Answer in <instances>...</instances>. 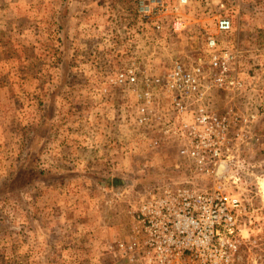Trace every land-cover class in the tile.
<instances>
[{
	"label": "rangeland",
	"instance_id": "rangeland-1",
	"mask_svg": "<svg viewBox=\"0 0 264 264\" xmlns=\"http://www.w3.org/2000/svg\"><path fill=\"white\" fill-rule=\"evenodd\" d=\"M80 1L0 0V264H133L113 247L115 241L131 238V228L121 236H90L94 242L90 246L81 219L88 217V212L111 213L115 205L122 208V213L116 214L129 227L130 201L144 190V185L172 175L165 167L167 159L162 158L165 151L135 156L134 163L143 160L153 167L148 171L121 170L118 177L128 179L131 175L136 184L119 187L122 200L112 207L101 205L88 211L82 197L87 189L75 182L67 185L66 177L61 176L67 158L58 150L60 139L65 141L68 132V136L77 133L76 140L80 141L85 126L86 133L93 137L108 128L124 132V125L118 122L129 117L134 107L120 112L122 93L118 90L111 93L110 102L101 99L103 77L99 71L109 69V65H123L133 54L147 57L151 72L158 74L175 58L207 51L208 36L214 37L217 50L238 53L247 84L234 99L226 92L215 91L214 108L223 110L234 101L238 112L252 117L248 131L258 137L237 141L231 161L218 173L223 189L241 198L234 264H264V0H243L247 5L239 11L227 0H201L205 7L201 26L187 21L182 5L176 16L183 26L176 31L169 29L171 17L160 20L163 28L159 31L141 22L134 11V0H123L131 7L125 19L117 12L121 9L119 0H92L94 10L86 12L82 6L86 2ZM89 14L94 20H89L92 26L87 30L81 23ZM221 16L232 20L228 31L218 32L216 23ZM256 21L261 26H256ZM233 36L239 41L242 36L247 38L248 45L229 44ZM84 39L91 40L89 46ZM70 40L73 42L69 44ZM55 97L57 116L50 125V104ZM96 106L108 109L110 114H101L111 125L102 127L92 121L100 117ZM41 117L47 121L39 127L36 122ZM71 118L74 126L66 123ZM50 129L60 134L54 145L58 155L52 150L53 141L36 140L37 133L41 136ZM40 146L45 149L43 153L37 151ZM165 155L168 158L172 154ZM59 167L64 170L59 172ZM76 176L81 179V173ZM204 186L210 188L212 181L206 180ZM113 187L110 183L109 188ZM104 188L92 187L90 191L98 196L105 194Z\"/></svg>",
	"mask_w": 264,
	"mask_h": 264
},
{
	"label": "built area",
	"instance_id": "built-area-1",
	"mask_svg": "<svg viewBox=\"0 0 264 264\" xmlns=\"http://www.w3.org/2000/svg\"><path fill=\"white\" fill-rule=\"evenodd\" d=\"M186 2L134 0V11L155 31L163 28L162 18L171 17L169 29L176 31L183 26L176 13ZM216 26L228 31L231 20L221 16ZM205 42L207 51L175 58L158 74L147 57L133 54L127 63L99 71L101 99L110 102L118 90L120 112L134 107L118 122L126 137L133 133V142L145 143L150 154L165 144L173 155L166 167L172 175L144 185L130 201L131 238L114 243L115 252L133 264H234L237 256L241 198L223 189L218 173L231 161L237 141L258 137L248 131L252 117L238 112L234 101L214 108L215 91L234 99L247 84L238 53L217 50L213 36ZM123 148L131 154L135 149ZM151 167L143 160L137 164L140 171ZM206 180L212 181L208 189Z\"/></svg>",
	"mask_w": 264,
	"mask_h": 264
},
{
	"label": "crops",
	"instance_id": "crops-1",
	"mask_svg": "<svg viewBox=\"0 0 264 264\" xmlns=\"http://www.w3.org/2000/svg\"><path fill=\"white\" fill-rule=\"evenodd\" d=\"M91 1L92 0H88V1L81 0L79 2V4L86 2L82 5L83 11L85 10L90 11V9L94 10L95 7L93 3H91ZM168 1H170L171 3L176 2V0H168ZM210 1L213 3H216V0H210ZM119 3L121 5L120 6L121 9L119 8L120 10H118L117 8L118 10L117 12L123 17V19H125L124 14H127L130 11V8H131L129 6L130 4L125 3L123 0H119ZM201 3H203L201 2V0H188L186 5L182 6L183 9L185 8L184 16L188 19L187 21L192 22L191 24L195 23V25L197 26L198 25L201 26L203 24L201 17H202V14L204 13L203 11L205 7H203L204 5ZM226 3L229 6L233 7V9H236L237 11L243 10V6L247 5L246 3H244L243 0H227ZM213 7H215V5H213ZM92 15L93 14H89V16H87V18L81 23V25L84 26L87 30H90L89 28L90 24L92 26V23L89 22V20H92V21L94 20L93 19L94 17ZM128 22L129 21L127 20L126 23ZM255 24L256 26H261V23H259V21H256ZM252 26L254 27L255 25H252ZM262 28H264V26ZM94 30L95 29H92V31ZM255 31L257 30L255 29ZM72 40H76V39H72ZM72 40H70L69 44L73 42ZM83 41H85V46L86 45L89 46V43L91 40L84 39ZM234 43L247 46L248 39L243 38L242 36L239 41L238 37L233 36V40H231L229 44H234ZM51 101L53 103L50 104V107L52 106L53 109L51 108L52 114H51V118L49 119L50 125H52V123L54 122L57 116L56 109H57V103H58V101H56V97L54 100H51ZM96 108H97V111L100 110L99 111L100 117L99 118L93 117V120H92V117H88V118L94 121L95 123L98 122L100 126L102 125L104 126L105 123L106 124L108 123L109 125H111V123L107 122L108 121L106 119L107 116L103 117V114H101V111L107 114L108 109L107 108H106L107 110L102 109L101 106L100 107L96 106ZM44 111L45 110L40 111V115L43 114ZM86 119H83V124L85 123ZM46 121L47 120L41 117L40 120L36 123L39 125V127H41L42 126L41 124L46 125ZM73 121L74 119L71 118V120L66 121V123L68 126H74ZM49 128H51V126ZM87 128L88 127L85 126V132H84L85 134L84 133L82 134L83 137L80 139L81 142L76 140L77 139L76 135H78L77 133H75V135L71 134L68 136V132H65V135H67V137H65V141L63 139H60L61 144L58 146V150H60L61 153L66 154V158H67V161H66L67 163H65V171L64 173L61 174V176H63L64 178L66 177L65 182L67 185L69 184L73 185V183L75 182L81 185L82 188L87 189L85 190V193L82 195V197L86 199V204L89 207L88 211H92L93 207H98V206L101 207L102 205L104 208H108L112 204H116V202H118L119 200H122V198L118 197V194H120L118 188H115V187H113L114 189L109 188V185L112 182V179L115 178L114 176H117L119 175V173H122L123 171L121 170H124V172L138 171L137 163H134V157L138 155H142L143 154L142 152L149 153L150 149L147 146H145L146 145L145 143L142 144V141L133 142V139H132V136H134L133 133H130L129 136L126 137L125 132L119 134L117 133L118 131L116 132L115 130H113L114 132L113 131L111 132L108 128L107 132L104 131V133L98 135V137H93L92 134L86 133L88 130ZM48 134L50 137L48 136ZM58 135H60L59 132L56 133L55 131H53V129L52 131L50 129L48 133L42 134L41 136L37 133L36 140L37 142L39 141L40 143L43 141H47V140H49L51 143L53 141V143L51 144L52 150H54L53 152H55V155H58L59 153L55 151L56 148L54 146L56 144L55 142L59 141ZM136 138L137 137H134V139ZM74 140H76L77 142H75ZM123 147H129V149L131 147H135V149H134V152L131 154V153L124 152ZM168 148L169 147H167L164 144L160 146L158 150V151H165L164 155H162L163 159L165 160L167 159L165 167H168L170 165V163L172 162V158H173V155H170L171 152L168 151ZM44 150H45L44 147L41 148L40 146L38 147L37 151L41 153ZM166 151H168L169 152L168 155H170L168 158L165 155ZM58 169H62V168L59 167ZM63 170L64 169L59 170V172H62ZM108 171H111V172H108ZM80 173H81V179H78L79 176H76V175L77 174L79 175ZM111 177L113 178L111 179ZM128 179L131 181V175L130 176L128 175ZM92 187H105L104 188L105 194L100 193L98 194V196L96 195L94 196V194H92V192L90 191V188ZM117 211H121L122 213V208L120 209L114 205V207H112L111 213L104 214L106 213V211H103L101 214L99 213L96 214L94 212L92 213L88 212V217H83L81 219L82 228L83 230H87V233H88V234L84 233L85 236L88 237V242L86 243L87 245L91 246L92 245L91 243H94L93 241L90 240L89 238L90 236H97V235L121 236L122 234L127 233V231L130 230L131 223L128 224L129 227L123 224L122 223L123 219L118 214H116ZM71 226L73 228V224ZM91 249L92 248L90 247L87 250H91Z\"/></svg>",
	"mask_w": 264,
	"mask_h": 264
},
{
	"label": "trees",
	"instance_id": "trees-1",
	"mask_svg": "<svg viewBox=\"0 0 264 264\" xmlns=\"http://www.w3.org/2000/svg\"><path fill=\"white\" fill-rule=\"evenodd\" d=\"M137 181L131 179V181L129 179H126L124 177H121V176H115V178L112 179V186H114L115 188H119V187H122L126 184H136Z\"/></svg>",
	"mask_w": 264,
	"mask_h": 264
},
{
	"label": "bare ground",
	"instance_id": "bare-ground-1",
	"mask_svg": "<svg viewBox=\"0 0 264 264\" xmlns=\"http://www.w3.org/2000/svg\"><path fill=\"white\" fill-rule=\"evenodd\" d=\"M222 170V169H221Z\"/></svg>",
	"mask_w": 264,
	"mask_h": 264
}]
</instances>
